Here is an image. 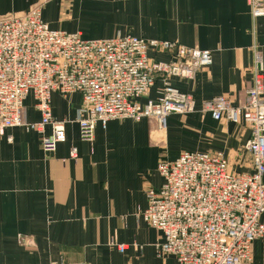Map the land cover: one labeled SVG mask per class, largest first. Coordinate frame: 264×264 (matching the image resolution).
Masks as SVG:
<instances>
[{"label":"crops","instance_id":"crops-1","mask_svg":"<svg viewBox=\"0 0 264 264\" xmlns=\"http://www.w3.org/2000/svg\"><path fill=\"white\" fill-rule=\"evenodd\" d=\"M92 2L0 0V19L42 7L43 20L54 30L85 40L137 36L177 42L211 51L213 64L191 81L169 80L196 103L192 113L171 114L165 131L149 119L115 120L105 129L98 124L92 142L83 140L77 122L81 95L55 92L53 114L66 123L67 137L55 153L43 151L35 131L20 127L0 135V264H178L172 255L158 257L163 235L142 219L146 191L163 183L158 164L199 151L223 153L233 170L254 172L244 149L250 128L214 120L203 103L223 96L237 106L245 98L253 85L254 49L264 58V17L254 19L247 0H136V16L126 11L99 19ZM151 56L171 60L167 54ZM162 88L158 78L149 97L158 99ZM28 100L25 119L38 122L40 114ZM72 148L78 149L76 160ZM112 241L128 249L120 253ZM253 253L254 264H264L257 241Z\"/></svg>","mask_w":264,"mask_h":264},{"label":"built area","instance_id":"built-area-1","mask_svg":"<svg viewBox=\"0 0 264 264\" xmlns=\"http://www.w3.org/2000/svg\"><path fill=\"white\" fill-rule=\"evenodd\" d=\"M247 1L252 17L263 18L264 0ZM151 53L171 60L159 61ZM212 64L211 51L177 42L137 36L85 40L54 30L43 20L42 7L0 19V135L20 127L35 131L43 151L55 153L67 138L66 123L53 114L55 92L81 95L77 122L83 140L92 142L98 124L105 129L115 120L149 119L165 131L171 114L192 113L196 103L169 80L191 81ZM158 78L162 93L153 100L149 93ZM29 98L38 122L25 119ZM203 109L216 121L250 128L244 149L254 172L233 170L223 153L186 151L174 161L163 160L157 167L163 183L146 191L142 219L163 235L158 257L172 255L178 264H254V243L264 239V58L259 49H254L253 85L245 98L234 106L227 97H215ZM70 157L78 159L77 148ZM111 246L120 253L128 249L114 241Z\"/></svg>","mask_w":264,"mask_h":264},{"label":"rangeland","instance_id":"rangeland-1","mask_svg":"<svg viewBox=\"0 0 264 264\" xmlns=\"http://www.w3.org/2000/svg\"><path fill=\"white\" fill-rule=\"evenodd\" d=\"M92 10V15H95L99 19L112 18L118 14L120 16L126 15V11L130 15L136 16L137 14L136 0H93ZM28 105H31L30 100H28ZM257 244L259 256L264 257V240L258 239Z\"/></svg>","mask_w":264,"mask_h":264}]
</instances>
